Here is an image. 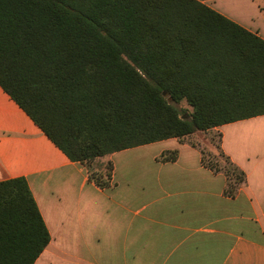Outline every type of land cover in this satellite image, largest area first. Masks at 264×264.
<instances>
[{"label":"trees","instance_id":"16d2710c","mask_svg":"<svg viewBox=\"0 0 264 264\" xmlns=\"http://www.w3.org/2000/svg\"><path fill=\"white\" fill-rule=\"evenodd\" d=\"M0 86L90 168L122 149L264 114V39L201 0H0ZM219 154L223 165L201 149V162L233 196L245 173ZM111 168L88 177L106 187ZM49 240L25 177L0 181V264H33Z\"/></svg>","mask_w":264,"mask_h":264},{"label":"crops","instance_id":"0c3cea01","mask_svg":"<svg viewBox=\"0 0 264 264\" xmlns=\"http://www.w3.org/2000/svg\"><path fill=\"white\" fill-rule=\"evenodd\" d=\"M234 21L264 39L258 27ZM263 120L210 129L245 173L229 196L192 134L122 149L89 168L71 161L0 86V181L25 177L50 235L33 264H264ZM171 149L174 161L157 160ZM108 162L109 185L99 187L89 172L104 178Z\"/></svg>","mask_w":264,"mask_h":264},{"label":"rangeland","instance_id":"374dc122","mask_svg":"<svg viewBox=\"0 0 264 264\" xmlns=\"http://www.w3.org/2000/svg\"><path fill=\"white\" fill-rule=\"evenodd\" d=\"M207 2L213 3L216 10H222L229 18L238 19L252 27H258L264 36V0H207ZM216 4L223 9L216 7ZM176 106L185 116L191 111V107L184 100L176 103ZM262 123V130H264V120ZM191 137L194 142L204 146L207 154L209 153L206 156L207 160H216L220 165H223L222 156L219 154V135L217 132L213 130L196 131ZM95 161L100 162L99 160L92 162ZM101 172L105 177L106 169H102ZM93 174H97L95 169H93Z\"/></svg>","mask_w":264,"mask_h":264},{"label":"water","instance_id":"95a60500","mask_svg":"<svg viewBox=\"0 0 264 264\" xmlns=\"http://www.w3.org/2000/svg\"><path fill=\"white\" fill-rule=\"evenodd\" d=\"M162 95H163V96H166V91H163V92H162Z\"/></svg>","mask_w":264,"mask_h":264}]
</instances>
